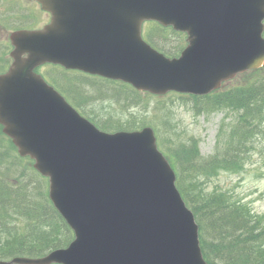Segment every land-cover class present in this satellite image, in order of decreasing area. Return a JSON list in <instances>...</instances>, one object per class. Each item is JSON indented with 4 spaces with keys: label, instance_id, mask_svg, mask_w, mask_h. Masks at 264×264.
Masks as SVG:
<instances>
[{
    "label": "water",
    "instance_id": "obj_1",
    "mask_svg": "<svg viewBox=\"0 0 264 264\" xmlns=\"http://www.w3.org/2000/svg\"><path fill=\"white\" fill-rule=\"evenodd\" d=\"M51 21L10 35L0 124L49 179L74 232L67 248L0 264H206L198 226L152 128L106 133L35 68L49 63L156 95H207L264 64V0H37ZM187 34L177 58L142 36L144 22Z\"/></svg>",
    "mask_w": 264,
    "mask_h": 264
},
{
    "label": "trees",
    "instance_id": "obj_2",
    "mask_svg": "<svg viewBox=\"0 0 264 264\" xmlns=\"http://www.w3.org/2000/svg\"><path fill=\"white\" fill-rule=\"evenodd\" d=\"M17 20L20 23L24 18L13 21ZM143 37L169 58L178 57L187 45L186 34L155 22L145 23ZM48 67L47 72L41 73L44 78L99 129L111 133L130 132L153 125L159 148L175 170L176 186L199 226L200 246L207 264H264V214L255 215L247 204L231 199L221 190L208 192L202 186L204 181L212 179L215 171L239 167L249 158L262 136L264 66L223 83L207 96L168 93L185 105L192 104L197 112H203L209 105L211 110L231 111L233 119L226 133L228 136L221 139L223 143L218 140L217 149L209 158L201 157L198 144L192 138L183 142L176 140L175 143L170 138L173 133H169L166 140L161 133L157 134L158 126L144 118H131L127 122L103 121L98 120L94 111H85L103 97L123 109L145 107L142 102L144 93L130 85L75 71V75L81 77L78 81L59 66ZM76 82L88 84L98 95L85 93ZM228 83H232L231 86L228 87ZM9 142L6 137L4 141L0 140V235L11 228L17 235L14 244L8 242L7 237L0 240V261L17 256L40 258L51 250L65 248L73 240V233L54 209L47 193L38 189L39 183L35 195L26 191L28 188L24 182L31 185L33 179L46 178H40L28 167L30 177L25 180V173L16 170L20 161L25 159L16 155ZM35 228L47 231L38 235Z\"/></svg>",
    "mask_w": 264,
    "mask_h": 264
},
{
    "label": "rangeland",
    "instance_id": "obj_3",
    "mask_svg": "<svg viewBox=\"0 0 264 264\" xmlns=\"http://www.w3.org/2000/svg\"><path fill=\"white\" fill-rule=\"evenodd\" d=\"M10 1L16 2L18 0H5V2ZM0 8L2 9V5H0ZM26 13H30L31 15L34 14L36 20L21 21L19 23L18 20L13 21L14 19L8 16L10 14H7V16L5 15L4 20H0V42L8 47V52L11 50V47H9V35L11 32L21 28H41L49 21V16L42 13L36 5H32L30 9L26 10ZM7 61V65H9L11 58H9V60L7 59ZM48 69H50L48 66H44L40 69V72L45 73ZM66 72H70L69 76L76 77L78 81L81 79V77L75 75V71L70 70ZM76 83L85 93L98 95L88 84L80 85V83ZM231 84L232 83H228V87L231 86ZM175 98V96H170L168 94L151 97V95L149 96L144 93L142 102L146 105L145 107L141 105L137 108L123 109L121 108L123 106L119 105L121 106L119 107L109 102L107 97H103L98 100V103L90 106V108H85V111L89 113L94 111L99 117L98 120L103 121L114 120L127 122L131 118H144L149 122H154L158 126L156 127L157 130L155 129L158 131L157 134L161 133L166 140L169 133H173V135H170V138L175 143L176 140H181V142H183L192 138V140L198 144L201 157L209 158L215 153L218 140L223 143L224 140L221 139L227 138L228 136L226 133L233 119L231 111H220L215 108L211 110V105H209L208 108H204L203 112H197L191 106L192 104L185 105ZM1 134L0 128V140L3 139L4 141V137ZM261 135L262 136L259 137L255 144V149L249 153V158L244 160L239 167L228 168V170L219 169L215 171L212 179L204 181L202 185L208 192L221 190L231 199L247 204L255 215L264 214V125ZM20 162L21 164L16 166V170L25 173L24 179L27 180V178L30 177L27 168H32L33 166L26 160ZM39 177L42 178L40 175ZM31 182L33 186L24 182L25 187L28 189L30 188V191L26 189L28 193L35 195L37 192L36 185L39 183L38 189L48 194L47 179H40V181L33 179ZM40 183L44 188L41 187ZM35 230L38 235L47 231L36 228ZM16 235V230L11 228L8 231L6 230L3 235H0V240H4L7 237V241L14 244Z\"/></svg>",
    "mask_w": 264,
    "mask_h": 264
},
{
    "label": "flooded vegetation",
    "instance_id": "obj_4",
    "mask_svg": "<svg viewBox=\"0 0 264 264\" xmlns=\"http://www.w3.org/2000/svg\"><path fill=\"white\" fill-rule=\"evenodd\" d=\"M3 64H4V60H3V55L1 54V47H0V74L5 72V70H3L4 68ZM7 68H6V71H7Z\"/></svg>",
    "mask_w": 264,
    "mask_h": 264
}]
</instances>
